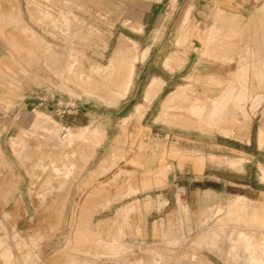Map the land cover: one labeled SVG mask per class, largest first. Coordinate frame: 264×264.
<instances>
[{"label": "rangeland", "instance_id": "374dc122", "mask_svg": "<svg viewBox=\"0 0 264 264\" xmlns=\"http://www.w3.org/2000/svg\"><path fill=\"white\" fill-rule=\"evenodd\" d=\"M151 4V0H0V264H264V227L249 221L250 209L235 213L230 208L238 197L250 207L264 205L259 170L264 164V51L254 54L249 50L244 56L248 70L240 88L245 90V101L231 99L223 112L219 110L209 118L224 84L201 87L188 76L217 74L225 82L237 69L240 59L235 53L230 64L199 57L215 15H229L214 9L203 14L191 13L188 6L184 10L170 8L168 21H161L159 16L153 28L142 30L145 17L157 15L165 5L164 1L157 7ZM252 14L234 16V20L245 24ZM162 25L167 26L163 44ZM182 31L187 34L186 41L177 46L175 41ZM261 34V27L255 26L231 40L245 55L246 41ZM122 37L135 44L134 71L125 95L108 104L105 101L113 97V90L103 79L102 70ZM149 52L159 58L175 53L184 62L173 71L163 67L174 74L166 76L159 60H146ZM151 74L170 79L158 97L156 113L167 91L178 86L180 94L205 105L203 116L196 118L185 111L188 104L177 103L176 108L165 110L160 128L181 137L215 140L219 146L231 148L217 149L218 163L226 164L229 157L243 158V163L233 169L245 166L250 185H218L222 197L208 206L202 203L194 214L181 206L183 219L177 235L131 241L120 235V209H131L129 196L136 192L138 183L149 182L151 156L161 157L166 150L161 139L152 140L146 126L154 110L145 120L147 109L142 118L131 120L127 126L122 124L137 106L148 105L157 95L149 101L145 100L147 93L143 97ZM37 113L54 127L75 135L100 132L95 153L86 164H77L72 158L66 168L69 158L65 167L58 159L60 174L56 178L48 168L38 177L32 175L39 173L37 167L31 170L34 158L21 159L18 143H25V153L47 155L56 140L42 141V135L25 124L24 120ZM231 113L235 119L229 121L238 123L222 125L227 132L218 133L216 122L226 120ZM261 133L263 139L259 140ZM119 148L122 159L99 172L101 161L114 160ZM78 149V144H73L76 158ZM233 178L244 179L240 175ZM207 185L202 183V187ZM41 193L54 202L59 200L50 199L52 196L67 194L61 217L50 227L45 221L37 223L38 212L44 207ZM109 245H115V250Z\"/></svg>", "mask_w": 264, "mask_h": 264}, {"label": "crops", "instance_id": "0c3cea01", "mask_svg": "<svg viewBox=\"0 0 264 264\" xmlns=\"http://www.w3.org/2000/svg\"><path fill=\"white\" fill-rule=\"evenodd\" d=\"M151 1L153 3L151 4L152 7H157V5L162 4L163 1L165 5L160 6V13H157V15L151 14L145 17L142 30L148 29L149 26L153 28V23L159 20V16L161 21H168V11L170 8L183 9L188 6L191 13L200 12L203 14L210 9H214L229 15L228 17L223 16L221 13L215 15L213 25L209 28L202 40V48L199 57L201 60H209L220 64H230L235 53L240 59L237 69L229 73V79L225 82L221 80L220 75L210 73L206 75H190L188 79H192V82H195V84L201 87H205L206 85L204 84L209 86H221L224 84V87H222L219 93L220 95H218V97L215 98L216 101H214V105L216 106L221 105L222 102L225 103V106L221 105L222 112L224 107L228 104L227 102H230L231 99L241 102L245 101V90L240 88L242 87L241 83L245 81L244 77L248 70V63L244 56H246L249 50H252L254 54L257 53V50L264 51V0ZM162 8H165L163 13L161 12ZM249 14L252 15L245 24H240L234 20V16L243 18ZM187 17L188 12H185L183 19L186 20ZM255 26L261 27V37L254 38L250 42L246 41L244 44L245 55H242V51L237 48V43L231 40V38ZM166 28L164 26L161 27L162 44L165 43L163 37L166 33ZM151 36L152 33L150 35L152 39ZM186 36L187 34L182 31L175 41L176 45L180 46L184 44ZM146 60H159L162 71L165 72L166 76L171 77H173L174 74L168 71H173L184 62V59L175 53L168 57L162 56L159 58L157 56H152L151 52H149ZM163 76V74H151V79L145 87L146 89L143 92V97H145V93L148 92L153 82L159 83L158 90L156 91L157 95L152 98L148 105H144L147 111L143 120L148 117L151 110L155 111V109L158 108L156 104L158 97L168 87L170 79H165ZM237 87L239 88L236 89ZM180 88L181 86H178L175 89L167 91L166 98L160 100L162 104L159 113H156V111L154 113L152 112L146 124L152 136V140L161 139L165 143L166 150L161 157L155 156V154L151 156L152 167L150 176H148L150 177L148 178L149 182L138 183L136 192L129 196L132 200L131 209L125 210L123 207L120 209V220L122 222L120 235L125 237V240L144 241L168 236L172 233L177 235L180 229L179 224L183 219L181 206L184 205L188 213L194 214L200 210L202 203L208 206L212 201H216L218 197H222L221 191H217L218 185H220L221 188L233 187L234 184L235 186L239 185L240 187L248 188L250 185L248 180L249 175L245 174V166L242 165L240 170H234L227 166L230 161L244 160L243 158L229 157L225 161L226 164L218 163L217 149L225 148L232 150L231 148L219 146L215 140L202 141L192 137H181L172 131H164L160 128L163 127V125L159 124V122H165L163 121L165 112L163 108L166 99L172 93L179 91ZM210 100H212V98ZM235 107H239V109L243 110L239 105ZM241 112L242 116L246 118L245 112ZM229 118L235 119L234 115L231 113L226 120L220 119V121L216 122L219 126L216 128L218 133H220L219 131H224L220 126L238 123L236 120L229 121ZM224 132H227V130ZM230 133L233 135L232 130ZM260 137L259 140L263 139ZM260 166L264 167V164H260ZM234 175H236V177L240 175V177H244V179L235 180L233 178ZM205 182L208 185L202 187V183ZM258 183L261 184L260 182ZM262 190L261 192L264 193V189Z\"/></svg>", "mask_w": 264, "mask_h": 264}, {"label": "bare ground", "instance_id": "6f19581e", "mask_svg": "<svg viewBox=\"0 0 264 264\" xmlns=\"http://www.w3.org/2000/svg\"><path fill=\"white\" fill-rule=\"evenodd\" d=\"M135 52H136V50H135L134 43H132L130 40L122 37L121 40L119 41L118 45L116 46L114 53L108 62L107 67L104 70H102V75L104 76L103 79L107 80V82H109V86L113 90V94H112L113 97H111L110 100L105 101L106 103L114 104L116 97L122 98L125 95L126 90L128 91V89H129L128 87H130L129 86L130 85V79H131V77L133 75V71H134V63L136 60ZM142 57H144V55H142ZM158 87H159V83H157V82H153L151 84V86L149 87L148 92L146 94V97H145L146 101H149V99H151L153 97V95L158 90ZM94 97H95V95H94ZM186 98L187 97L185 94H183V93L180 94V92L176 91V92L172 93L170 96H168V98L166 99V102L164 104L163 109L168 110V109L176 108L177 103L184 102V103L188 104L187 106L184 107V109L189 115L195 116L196 118H201L204 114L205 105L203 103H199V102H192L189 100V98H187V99ZM205 100L209 101L208 98H205ZM200 102H203V101L200 100ZM221 107H222L221 105H219V106L213 105V108L209 111V114H208L209 118L213 115L218 114L219 110L221 111ZM144 112H145L144 106L136 107L130 116H128L127 118L122 120L123 126H127L131 120H138V119L142 118ZM24 122L28 126L36 129V131L40 135H42V138H43L42 141H47L49 143V140H55V139L57 140V141L55 140L56 142L55 141L53 142L54 144L50 145L51 149L47 155H45V153H40V154L33 153L32 155H30L28 152L25 153V151H24L25 143L23 141L18 143V145L20 146L19 147L20 151L22 152V155H20L21 159L27 160V158H29L30 156L34 158V162L32 163L33 165L31 167V170H35L34 168L37 167L36 171H39L38 175L32 174L34 177L40 176L42 171H44L46 168H48L51 171L50 174L52 176L51 175L50 176L56 178L60 174V168H59L60 166H58V164L56 162L58 159H59V161H61V163H60L61 166L65 167V161H67V159L69 158L68 160H70V162L66 166V168H69V166L72 164V161H71L72 158L77 159V164H78V162L79 163L81 162V164H83V165L86 164L87 161L95 153V149L99 143L98 138H99L100 132L98 130L90 131V132H88V134H85V131H81V132H79V134L75 135L68 130L62 131L59 128L54 127L55 126L54 123L50 122L47 118L43 117L42 115H40L38 113L34 114V116L31 117V119H28L27 121L24 120ZM225 136H227V135H225ZM262 137H263V134H261L260 138H262ZM75 143H77L79 146V149H78L79 151L77 152V158L74 155V152L76 150L75 151L72 150L73 144H75ZM262 143H264V142H262ZM38 144H39V146H41L42 142H40V143L38 142ZM58 149H59V151H58ZM65 149H67V151L68 150H70V151L65 152L64 151ZM23 151H24V154H23ZM26 151H28V149ZM114 157H115V159L111 160V161H108L105 159L102 160L100 168L98 171L103 172V171L107 170L108 166H111V167L116 166V164L119 162V160H121L123 157V152L120 150V148L115 152ZM243 161L244 160H241V159L240 160H233V161H230L228 163V166L230 168H235L238 165H240L241 163H243ZM55 164H57V165H55ZM25 167H28V166H25ZM259 168H260V175H261L260 181L262 183H264V167L260 166ZM29 169H30V167H29ZM42 179H43V177H42ZM40 184H41V182L39 183V185ZM35 188L36 187L34 186L33 191H36ZM39 197L42 199L41 202L44 204V207H43V209H41V211L38 212L40 219L38 218L37 223H38V221L40 222V220L43 222L45 221V222H48L49 227H50L51 224H54V222H56L58 220L59 216L62 214V209L65 206L67 194L66 193L65 194H57V195H54L50 198V199H57V200H59V202H54L52 200L49 201L48 199H45L44 193H41L39 195ZM230 208L235 213H239V212L242 213L245 211V209H250L251 215L248 218L249 221L252 224L256 223L257 225L264 227V205L261 208H258L256 206L250 207L244 198L238 197L235 200L231 201ZM39 227H40V225H39ZM44 227H46V226H44ZM262 240H263V242L261 243V247L264 246V236L262 237ZM109 246L111 248L110 250H115V248H116L115 245H109ZM262 253L264 255V250L262 251Z\"/></svg>", "mask_w": 264, "mask_h": 264}]
</instances>
